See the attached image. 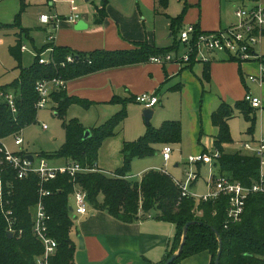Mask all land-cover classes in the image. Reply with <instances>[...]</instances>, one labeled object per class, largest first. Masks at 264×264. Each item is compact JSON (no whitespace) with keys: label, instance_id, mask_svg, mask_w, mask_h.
<instances>
[{"label":"trees","instance_id":"obj_1","mask_svg":"<svg viewBox=\"0 0 264 264\" xmlns=\"http://www.w3.org/2000/svg\"><path fill=\"white\" fill-rule=\"evenodd\" d=\"M155 2V13L166 15L169 0ZM106 5L107 0H102L100 7L95 8L94 25L102 24L106 17ZM187 8L185 5L181 14L169 19L172 35L181 27ZM23 9L24 7H21L20 13ZM19 19L18 14L11 26H18ZM8 27L10 25L0 24V29ZM194 28L198 30L196 26ZM21 46V39L18 36L14 45L9 47V53L19 71L18 78L11 84L12 93L16 95L17 112L12 114L7 102L2 100L0 140L18 134L36 122L35 104L38 100L35 92L36 82L54 78L68 82L107 69L144 64L150 58L164 57L176 48L174 46L157 49L146 42H137L131 50H96L91 53H77L74 56L66 48L54 47L51 55L53 64H39V55H36L29 67L22 68ZM68 55L75 59L71 64L66 63ZM230 60L242 63L231 56ZM62 63H65L63 67ZM193 63L192 58L188 63L181 64ZM209 76V66L206 65L203 69V79L209 81ZM176 88L179 89V86ZM0 93L10 92L7 91V87H2ZM51 100L56 105V116L62 121L65 141L57 152L40 153L37 156L46 160L62 159L87 171L78 173L73 178L58 174L45 185L51 192V195L44 199L45 209L50 216L49 235L57 243L56 252L49 258L48 264H74L75 245L69 238L74 221L68 202L69 198H72L74 188L85 192L87 204L93 210L106 212L124 224L151 217L152 213L154 219L173 224L176 232L170 249L158 264H164L178 250L182 229L190 222L194 223L188 229L183 250L172 264L202 252H207L210 256L209 264H214L219 247H221L219 264H264V195L249 196L240 221L234 223L227 218L228 198L220 196L216 200L196 201L193 197H182L176 180L166 172L150 170L143 173L140 182L129 181L130 164L134 159L154 155L157 152L155 148L157 145L180 143L182 131L180 122L165 121L158 128L148 124L146 133L137 141H124L120 150L122 166L111 175H107L96 165L98 151L104 141L120 134L126 117L125 107L129 102L136 103L135 97L119 99L114 96L110 102L121 105L122 109L103 124L90 128L84 127L76 118L68 119L67 111L73 105L87 110L91 103L68 96L63 89L54 91ZM236 114L241 115L249 123L255 121V110L244 100L233 104L221 102L211 114V124L217 129L213 148L220 154L214 162L217 171L212 179L223 176L231 182L249 186L258 179L259 158L240 152L225 153L223 149V145L232 143L228 123ZM87 130L90 136L85 138ZM19 155L24 156L26 153L21 151ZM1 156L0 153V158ZM3 167L0 166V169H3L2 187L4 192L11 190L8 199L12 202L14 215L18 220L17 229H21L22 234L20 237L16 235L7 237L6 223L0 211V264H36L38 257L43 254V247L33 237L31 231V211L38 200V178L32 174L24 180H17L15 172L6 166Z\"/></svg>","mask_w":264,"mask_h":264},{"label":"rangeland","instance_id":"obj_2","mask_svg":"<svg viewBox=\"0 0 264 264\" xmlns=\"http://www.w3.org/2000/svg\"><path fill=\"white\" fill-rule=\"evenodd\" d=\"M120 1L122 0H113L112 6L114 10L130 13V10L128 9L131 6L132 0H125L126 6L124 10L118 6ZM183 1H185L188 5V8L183 15L185 25H181L178 30H175V33L172 37L167 38L169 33L166 37V41L168 43V46H166L167 48H173L176 46L175 49H172L169 52V55L173 59L176 56H181L187 51V46L179 40V35L183 29L187 28V26L191 24V22L186 24L187 21H194V15L196 14L195 8L199 4L200 0ZM183 1L169 0L167 16L156 17V20H158L157 23L162 22L163 20V22H168L170 25L169 19L175 18L183 11ZM68 2L69 0H0V24L10 25L8 28L0 29V88L7 87V91L12 92L13 88H11V84L18 78L19 71L16 69L17 64L9 53V47L14 45L15 39L18 36H20L21 44L25 45L27 48L26 51L22 52V68L29 67L33 63L36 54H39V52L41 53L50 45L66 48L68 52L73 55L81 53L80 51L84 50L83 44L87 43L89 40L91 35L89 32L90 29L85 31H76L74 29V25L69 23V19L74 17V15H77L79 17L78 21H84V23L91 24L93 21V16L90 13H93L94 7L98 6L99 3L97 0H90L89 2H83L82 0V5L84 7H82L80 11L78 10V12L72 14L69 11L67 4ZM77 3L78 2H76V4ZM21 7H24V9L20 13ZM211 8L212 1L207 0V3L205 4L206 11L211 10ZM238 8L240 7H231L230 10L223 12V20H226L225 23H227V28L237 23L234 13ZM18 14L20 15L19 25L11 26L13 25ZM41 16H46L50 20V24L48 26L40 23L39 20ZM53 23L54 26H52ZM208 31L212 32L218 30ZM50 36L54 38L52 42L49 41ZM105 51L116 50L112 49ZM255 51L257 55L263 57L264 44H261V46H256ZM231 56L233 57V55ZM213 57H224L225 60H228L230 56L216 52L206 53V61H210ZM48 58L49 54L45 52L43 59L47 60ZM150 63L153 64L152 62ZM196 63L197 66L201 64L200 62ZM254 65H257V63H246V68L243 66V71L246 72V75H244L245 85L249 94L258 98L261 101V104L262 102L264 104V83L260 84L259 82H251L248 78V75L253 74L252 76L256 77H259L260 75L259 66H257L256 71L254 70ZM112 69L95 72L66 82L65 91L67 95H72V97H76L81 100L83 99L86 102L91 103V106L87 110L77 105L71 106L67 111L68 119L77 118L85 126L94 127L103 124L109 117L117 112V109L120 108V105L111 103L110 100L113 96H119L120 98L124 99L125 94L123 93L125 90L122 85L119 86V80H117L115 75H110L111 73L105 72ZM241 88L244 90V86L242 84ZM110 94L111 96L109 98L108 95ZM134 94L136 95V93H133V96H135ZM148 94H155V92H149ZM139 95L141 94L136 96ZM160 97L161 100L165 101L164 93H161ZM168 97L169 105L172 104L174 108H177V105L179 104V95L171 94ZM244 97L245 96L242 98L239 97L233 101L228 100L226 103L233 104L236 101L244 100ZM1 102L2 99L0 97V104ZM161 108H163V106L160 107L159 104H157L151 109L154 116L151 118L149 125L154 128H158L161 121L163 120L161 116L162 112L159 114V110ZM143 110L144 108L139 104L129 102L125 107L126 117L124 123L121 126L122 130L120 134L102 143L98 151L97 165L103 170L109 171L106 172L107 175H111L114 170L122 166L123 160L120 154L122 142L137 141L146 133L147 125L143 120ZM164 117H173V119L176 118L177 120L181 119L178 118V110H176L174 113H171L169 116L166 114ZM42 125H46L47 129L43 130ZM228 127L232 143L229 144V147L226 146L224 150L225 153L234 154L236 152H242L244 154L245 151L241 147L242 143L254 145L258 141H264V106H262V108L259 110H255L254 123H249L245 121L241 115L236 114V117L228 123ZM183 133L184 137L181 131L180 143L169 145L166 144L172 150L170 153V158L167 162L163 161L161 154L157 155V153L152 156L134 159L130 164L129 181L140 182L143 173L150 170H155L166 172L172 175L176 181L183 184L186 181V172H188L197 175V180L189 186L188 192L197 197L205 194L207 191L206 183L211 176V171L216 172L217 166H214V164L212 166H197L196 164H189L188 158L194 154L192 153V148L189 145V139L187 137L185 126V118L183 119ZM20 137L23 139V144L20 147L14 146L13 138L4 140V144L12 152L19 150L35 157H38L37 154L40 153L53 154L57 152L65 141V134L62 128V121L56 116V111L53 104H49L47 108L39 110L37 112L36 122L22 130ZM164 146L165 145H157L155 148L161 152ZM249 154L250 153L246 151V155ZM47 163L50 167L54 168L63 167L65 165V162L62 159H48ZM145 164L152 165L155 168L142 171L146 166ZM262 171L264 173V167L262 168ZM68 202L70 207L74 206L73 198H69ZM73 223L74 228L70 232L69 238L72 242L78 244L79 238L77 234V221H74ZM203 255L205 254L196 256L197 264L201 263Z\"/></svg>","mask_w":264,"mask_h":264},{"label":"crops","instance_id":"obj_3","mask_svg":"<svg viewBox=\"0 0 264 264\" xmlns=\"http://www.w3.org/2000/svg\"><path fill=\"white\" fill-rule=\"evenodd\" d=\"M75 1L79 4H76ZM75 1L69 0L67 3L69 11L72 14L78 12V10L80 11V9L84 7L82 5V0ZM211 1V10L206 11L205 4L207 0H200L195 8L196 14L194 15V21H187L186 24L191 22L189 25L196 26L197 29L202 32H210L208 30H222L227 28V23H225L226 20H223V12L230 10L231 7L236 8L239 6L252 8L256 5L264 7V0ZM83 2L85 1L83 0ZM97 2L99 3L98 6H95L93 13H90L93 16L92 23H85L87 25L86 30L90 29L89 32L91 35L87 43L83 44V49L86 51L81 50V53L84 54L96 50L112 49L131 50L134 48V43L137 42H146L148 45L157 49L167 48L166 46H168V43L166 39L173 36L170 25L168 22H163V20L157 23L158 20H156V17L167 16V10L165 11L166 15L156 14L155 0H132L131 6L128 9L130 13L115 11L112 6L113 0H109V2L107 0L105 19L101 25H94L95 8L100 7L102 0H97ZM183 2V6L187 5L185 1ZM118 6L124 10L126 1H120ZM184 22L185 20L182 21L181 25H185ZM49 24L44 25L48 26ZM75 24L71 25L75 26ZM52 26H54V23ZM53 40L54 38L50 36L49 41L52 42ZM261 44H264V36ZM54 47V45H50L36 55L43 58L46 52L49 54V57H52L51 55ZM50 49H52V51H50ZM26 50V46L22 44L21 54ZM263 57L257 61H245L240 64L231 61L230 57L228 60H225L224 57H213L210 61H194L191 65L169 62L159 66L160 64L155 65L148 61L144 64L116 68L105 72L111 73L110 75H115L117 80H119V86L122 85L125 90L123 93L125 94L124 99H126V97H135L138 94L155 92L159 98V106H163V108L159 110V114L162 112L161 116L163 119L160 125L165 121L180 122L183 137V119L185 118L189 145L192 148L193 156H196L204 152L210 153L214 151L213 142L217 134V129L211 124L212 112L217 109L216 107L219 106L221 102L226 103L228 100L233 101L249 93L244 81L246 72L243 71V66L246 68V63L256 62L257 65H254V70L257 71V66H259V68H264ZM196 62H200L201 64L197 66ZM206 65L209 66V81L203 79V69ZM263 83L264 80L262 84ZM241 84L244 86V90H242ZM178 86L179 89L176 88ZM63 90H65V88ZM133 93H136V95L134 94L135 96H133ZM161 93L165 94V101L161 100ZM171 94L179 95V104L177 108H174L172 104L169 105L168 96ZM110 96L111 94L108 95L109 98ZM117 98L122 99L119 96ZM262 106H264L263 102ZM121 109L122 106L120 105L117 112ZM176 110H178V118L181 119L177 120L176 118L173 119V117H164L166 114L169 116ZM153 116L154 114H152V117ZM82 125L86 128H90L83 123ZM4 140H2L3 143ZM226 146L229 147V144L223 145L224 150ZM244 151V155H246V150ZM13 152L17 151L15 150ZM247 152L250 153L249 156L253 155L251 151ZM156 153L157 155L161 154L159 150H157ZM240 153L243 154L242 152ZM26 155L31 154L26 153ZM145 165L142 171L155 168L152 165ZM196 165L200 166L204 164ZM97 167L105 173L109 172L103 170L98 165ZM212 172L215 173V171ZM207 185L208 182L206 183V186ZM71 208H73V206H71ZM87 209L89 210H87V213L83 216H77L73 212L71 215L73 221H77V234L79 238L78 244L73 242L75 245L74 264H147L148 262L158 264L164 259L166 253L170 249L171 241L176 232L175 226L171 223L154 219L153 213L151 217H145L131 224H124L110 217L106 212L95 211L91 207ZM74 218H76V220H74ZM80 240L82 241V247H80ZM200 254H205L200 264H209L210 256L207 252L188 257L179 264H197L196 256Z\"/></svg>","mask_w":264,"mask_h":264},{"label":"built area","instance_id":"obj_4","mask_svg":"<svg viewBox=\"0 0 264 264\" xmlns=\"http://www.w3.org/2000/svg\"><path fill=\"white\" fill-rule=\"evenodd\" d=\"M234 14L237 23L224 30L200 32L196 30L193 25L187 26V28L183 29L179 35V40L187 46V51L184 54L176 56L174 59L169 54L164 57H152L149 61L160 65L169 62H178L180 64L188 63L192 58L194 61L207 62V52L223 53L229 56L233 55V58L242 62L252 60L257 61L262 58L257 55L255 48L256 46H261V41L264 36V7L260 5H256L252 8L240 7ZM77 21V15H74V17L69 19L70 24H75ZM40 22L42 24H49L50 20L46 16H41ZM50 51H52V49H50ZM74 61L75 59L73 56L68 55L66 57V63L71 64ZM38 62L42 65H49L53 64V59L52 57H49L45 60L39 56ZM64 64L65 63H62L61 66L63 67ZM248 78L249 81L262 84L264 80V68L260 67L259 77L250 75ZM64 88L65 82L59 78L36 82L35 92L38 96V100L35 104V109L37 112L47 108L49 104H53L55 107V104L51 100V94L54 91ZM0 97L4 102H7V106L11 113L16 114V95L12 92L7 94L0 93ZM244 101H246L254 110H258L262 106L261 101L258 98L251 96L249 93L245 95ZM135 102L145 109H152L159 104V98L155 94L143 93L135 97ZM42 129L46 130L47 126L42 125ZM21 132L22 131L11 136V138H13L14 146L16 147H20L23 144V139L20 137ZM0 143V153L2 154L0 158V166L2 168H4L3 166H6L11 171L15 172L17 180H24L32 174L38 178V200L31 211V231L33 237L43 247V254L38 257L36 264H48L49 258H51L56 252L57 243L49 235L48 223L50 216L45 209L44 199L50 196L51 192L45 188V185L55 179L58 174L68 175L73 178L76 174L84 173L87 170L76 164L67 162L63 167H50L46 159L35 157L33 155V161H30L26 158L27 155H19L21 151L11 152L2 140H0ZM241 147L246 151H251L253 155L260 160L259 176L256 181L249 186H243L238 182H231L223 176H218L213 180L214 173L211 171V176L207 185V193L197 197L188 192L189 186L197 180V175L186 172V181L183 184L176 181L181 189V196L193 197L196 201L216 200L220 196L226 197L228 198L227 218L231 222H239L248 197L255 194L264 195V173L262 171V168L264 167V141H258L254 145L242 143ZM171 152L172 150L169 146L163 147L161 150L163 161L167 162L169 160ZM219 156L220 154L217 151L203 153L196 156H190L188 158V163L191 165L204 164L212 166ZM2 168L0 169V211L3 214L6 223L7 234H11V237L15 235L20 237L22 230L17 229L18 220L14 215L12 202L8 199L11 190L9 189L4 192L2 187ZM72 198L74 200L72 212L77 216L85 215L88 208L85 192L79 188H74Z\"/></svg>","mask_w":264,"mask_h":264},{"label":"water","instance_id":"obj_5","mask_svg":"<svg viewBox=\"0 0 264 264\" xmlns=\"http://www.w3.org/2000/svg\"><path fill=\"white\" fill-rule=\"evenodd\" d=\"M84 1L85 2H88L89 0H84ZM74 29L76 31L86 30L87 29V25L83 21H78L75 24ZM152 114H153V112H152L151 109H145L143 111V120H144V123L146 125H148L150 123ZM89 136H90V132L87 130L85 132V138H87ZM26 158L28 160H30V161H33V156L32 155H27ZM69 211L72 212V208L71 207L69 208ZM74 220H76V218H74ZM192 223H194V222H190V223L185 224V226L182 229V238H181V242H180V245L178 247V250L164 264H172L177 259V257L179 256V254L182 252L183 247H184V243H185V240H186V236H187L188 229H189V227H190V225ZM7 237L8 238H11V234L8 233L7 234ZM79 242H80V247H82V241L80 240ZM220 255H221V247H219V249L217 251L214 264H219Z\"/></svg>","mask_w":264,"mask_h":264}]
</instances>
